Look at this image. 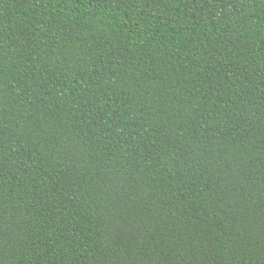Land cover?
<instances>
[{"label": "trees", "instance_id": "1", "mask_svg": "<svg viewBox=\"0 0 264 264\" xmlns=\"http://www.w3.org/2000/svg\"><path fill=\"white\" fill-rule=\"evenodd\" d=\"M0 264H264V0H0Z\"/></svg>", "mask_w": 264, "mask_h": 264}]
</instances>
